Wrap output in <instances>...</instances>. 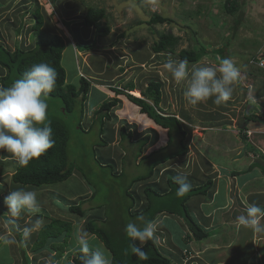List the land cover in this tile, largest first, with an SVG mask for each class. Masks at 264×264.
Returning <instances> with one entry per match:
<instances>
[{"label":"rangeland","instance_id":"374dc122","mask_svg":"<svg viewBox=\"0 0 264 264\" xmlns=\"http://www.w3.org/2000/svg\"><path fill=\"white\" fill-rule=\"evenodd\" d=\"M225 1L56 0L53 2V0H0V44L10 50H13L15 46L29 50L35 46L38 39L45 40L52 34H57L64 38L65 45L67 38L64 35H69L61 25L62 19L67 18L66 16L71 11H75L74 16L70 15L67 19L78 18L87 8H101L105 11V18L101 21V24L108 26L110 33L104 38L99 37L106 40L107 44L98 45L97 34H94L93 39H96V47L91 51L81 52L82 56L77 53V51H80L81 46L74 42L78 27L75 26L77 28L75 29L73 23L71 25L65 24L74 39L73 44H76L74 48L67 45L61 57V65L65 70L68 83L77 86L80 77L77 76L78 68H81L83 75L87 78L85 72L88 71L84 69V62L89 61V59L90 62H97V65L93 62L91 64L94 67L96 65L98 69L101 67L100 62L104 64V61L100 58L103 57V60L108 61L103 66L104 70H108L107 72L104 71L107 73L106 75L103 73L104 77H110L108 72L114 74L110 78L112 79L111 84L123 88L122 83L126 80L127 83L125 84L131 82L134 86L133 90L137 87L140 92L139 97L132 95L131 91H127V94L136 98H143L141 90L146 88L149 82H155L159 78L163 81V90L166 91L165 88L170 90L172 86V89L176 91V95H179L180 90L185 88L184 84L177 85L171 77H168L170 82L167 81L166 78L170 74L164 70L163 64L170 58L180 60L178 52L183 49L198 51L203 47L205 50L211 51L220 46H226L225 55L217 52V55L206 54L195 64H218L222 58H232L241 69V78L237 83L238 90L241 93L238 101H242L243 103H240V106L246 108L251 105L253 98L258 100L257 97L253 96L264 92V82H262L264 69H259L254 64H250V60L264 57V0H238L241 8L239 7L240 10L232 15L226 12ZM36 5L40 7V14L44 20L43 28L38 33L32 29L35 24V18L32 15L36 13L34 11ZM154 14L167 17L171 22L151 26L145 24ZM236 22H239L238 26H236ZM79 29L83 28L79 27ZM78 31L80 32V30ZM167 32L180 38L175 51L173 53H153L151 46L154 41L157 40L160 33ZM82 34L81 32L78 35ZM90 40L91 38H87L77 43H90ZM192 65L189 64V67ZM2 71L0 68V74ZM90 74L94 75V72H90ZM251 78L255 81L256 86L251 92L249 90L245 91L244 87L249 85ZM165 91H163L165 96L166 93L170 96V98L167 97L168 105L158 104L157 110L166 116V114L172 113L175 102L171 97L173 93ZM161 94L162 92L160 96ZM92 100V97L88 99V105L86 106V101L83 103L78 99L73 104L71 111L66 113L64 104L60 99L47 98L49 106L47 119L49 121H59L68 132L67 154L68 161L73 166V174L67 180L38 188L14 184L11 175L15 169V160L0 150V155L7 157L0 159V235H7L10 232L9 229L12 230V227L8 229L4 219L5 216L8 218V209L4 203V197L10 191L18 188L37 191L40 211L34 216L22 213L16 219L15 228L18 226L22 230L25 226H29V221L37 217L44 220V225L49 223L51 219H60L72 225L68 242L57 248L61 257L55 262L52 260L54 252L50 248V244H47L48 247L45 246L40 252L32 253L31 248L38 232L33 233L28 240H24L22 231H19L21 232V242L18 241L16 234L12 233L16 238V244L6 246L0 243V264H22L21 248L28 255V264H47L49 259H51V264H72V258L80 253L75 244V237L81 229L86 231L85 224L92 218H94L92 220H94L95 225L106 230L114 240L126 238L125 227L130 221L137 223L138 226L142 225L143 220L138 219L141 216L131 215V212L135 213L140 208L135 207L128 213V207L132 206V198L135 201L133 206L138 202L137 189L142 191L147 186L140 184L138 187L134 181L144 177L142 175L150 169L152 161L148 158L136 167L133 162L135 159L133 150L139 144L135 146L134 144H126L125 139L121 144L117 143L115 147H112L114 144H110L111 133H116V139H118L119 128L122 125L126 126L129 122L123 121L125 119L121 120L123 116L118 113V110L123 109V104L126 103L128 106L129 102L123 98L122 104L119 100L120 103L113 110L112 119L108 122L104 121L102 124L98 119L92 118V112L87 113L88 110L91 111ZM233 102H227V105ZM259 103V105L264 106V101ZM135 110L130 113L129 119L134 125L131 126L132 132L135 135L141 134L137 133L138 126L144 128L142 133L150 132L149 125H141L138 120L143 113L140 112L138 107ZM241 114L243 115V113ZM244 118L248 121L249 115ZM101 126L102 134H100ZM241 136L240 131L239 137L241 138ZM173 148V145H171L168 150ZM166 153L165 151L161 152V155ZM126 191L129 192L131 198L127 196ZM135 191L137 194L134 195ZM77 193H80L81 196L72 199L71 197ZM138 195L140 197L141 194ZM70 204H79L85 216L80 218L69 213L67 207ZM185 236L191 238L187 231L184 234ZM156 238L161 253L169 257L166 253L167 251L171 252L169 253L170 258L174 263L176 261V264H198L197 259H194L196 258L194 254L190 256L191 250L180 247V245L178 247H174L172 244L169 245L159 235ZM89 239L92 245L102 243L96 236L91 234H89ZM135 242L140 246L138 240ZM180 256L182 259H180ZM220 264L226 263L220 262Z\"/></svg>","mask_w":264,"mask_h":264},{"label":"crops","instance_id":"0c3cea01","mask_svg":"<svg viewBox=\"0 0 264 264\" xmlns=\"http://www.w3.org/2000/svg\"><path fill=\"white\" fill-rule=\"evenodd\" d=\"M74 13L75 11H71L66 17L68 18ZM81 16L79 15L75 19H62L61 25L70 36L68 38L69 36L64 35L67 38L65 47L67 45L75 47L78 41L93 38L95 33L92 30H89L87 35H85L83 30L79 29L81 27ZM65 24H72L75 29H77L75 26L78 27L77 32H75L76 40L71 37ZM81 32L83 34L78 35ZM77 36L80 37L78 38ZM97 39L99 40L97 42L98 45L107 44V41L101 39V37L97 36ZM73 40L76 44H73ZM77 53L82 56L81 52L77 51ZM100 58L104 61V64L100 62L101 67L98 69L96 68L97 62H90V59L84 62V69L88 71L87 73L85 72L87 78L83 75L81 68H78L77 72V76L85 77L90 84L85 100L86 106L88 105V99L92 97L93 100L91 102V111L88 110L87 113H94L108 99L117 98L123 104L122 99L124 98L129 102L128 106L124 103L123 109L118 110V113L123 116L121 120L129 121L126 126H121L124 128L128 127L127 131L132 134L129 140L125 139L126 144H134V146L139 144L133 150L135 154L134 165L136 167L140 166L141 162L148 158L152 161L150 169L146 171V174L142 175L145 177L151 174L150 177L137 182V186L139 187L140 184L147 185L145 187L152 188L160 195L166 194V197H170V200L173 201L177 198V188H170L169 181L175 182L174 178L178 174L187 175L188 182L192 185L191 189L201 187L207 182L211 183L206 194L192 195L185 202L189 216L207 234V237L202 240H195L188 238V236H185V238L184 234L186 231L189 235L191 233L184 220L175 214L162 212L154 218V221L159 223L154 234L155 239L157 240L156 237L159 235L169 245L186 247L187 250L192 252L190 256L194 254L196 257L194 259H197L198 264H220V262L226 264H264V236L254 234L250 229L238 228L235 224V217L245 211L249 204L256 202L264 205V175L259 168L249 170L253 163L264 166L260 159V155L264 156V106L259 105L260 101H264V92L253 96L257 97L258 100L253 98L251 105L243 108L241 107L242 105L240 106V103L243 102L238 101L241 93L238 90V84H236L233 97L229 101L234 102L228 104L230 106L227 103L222 106H216L213 104L212 98L193 106L184 98V90H180L179 95H176V91L172 89V86L170 90L165 88V91L162 89L164 86L163 81L159 78L156 79L155 82L161 84L162 92L159 104L168 105L167 97L170 98V96L167 93L165 96L163 91L173 93L170 95L174 99L175 106L172 107V113L166 114V116H174L180 122L183 131L186 132L183 140L174 136L172 139L174 148L168 150L167 130L154 124L145 114L139 117L138 120L141 125H149L151 128L150 132L142 133L144 128H140V126H138L137 133L141 134L135 135L132 132L131 126L134 125L129 120L130 113L136 111L135 109L138 106L130 102L125 95L116 96L114 91L110 90L111 88H117L123 91L127 81L125 80L122 83L123 88L119 85L120 88L111 84L112 79L110 78L114 74L108 72L110 77H104L107 74L105 72L108 70H104L103 66L108 61L103 60V57ZM92 62L96 64L95 67L91 64ZM90 72H94V75H91ZM168 77L170 76L168 75L166 80L170 82ZM252 79L249 80L248 86L245 85V91L249 90L251 92L255 88L256 84ZM262 82H264V78ZM66 84L72 83L66 81ZM135 90L138 91L140 96L137 87ZM144 90L145 88L141 92ZM123 92L127 93L125 90ZM249 111L250 113L247 114ZM248 115L249 120L247 121L244 117ZM92 118L95 119L94 116ZM240 131L242 133L241 138L239 137ZM116 136V133H111L110 144H114L112 147H115L117 143L121 144L123 141L119 135L118 139H116ZM145 137L148 140L146 145L142 147L140 142ZM141 148L142 151H140ZM164 151L167 153L161 155V152ZM182 151H184L183 154L181 153ZM42 187H46V185ZM170 189H172V195H169ZM137 190L138 194H141L139 197L137 192H134V195L137 194L138 202L135 206L128 207L129 212L135 207L140 208L135 213L131 212L133 215L139 214L147 205L143 190ZM77 196H81L80 193L71 198L74 199ZM156 244L158 247L159 244L157 242ZM169 253L171 252L167 251L166 253V255H169V257L167 256L168 258L171 257ZM180 259H182L181 256ZM171 261L173 262L172 259ZM176 263V261L175 263L173 262V264Z\"/></svg>","mask_w":264,"mask_h":264},{"label":"trees","instance_id":"16d2710c","mask_svg":"<svg viewBox=\"0 0 264 264\" xmlns=\"http://www.w3.org/2000/svg\"><path fill=\"white\" fill-rule=\"evenodd\" d=\"M54 2V0H53ZM240 4L238 0H226L225 10L228 14L232 15L240 10ZM32 16L35 18V24L32 26L34 32H39L44 25L43 16L40 14V7L36 5ZM105 18V11L103 9L87 8L83 11L80 18V26L83 28V33L87 35L89 30H92L97 36L106 37L110 33L108 26H103L101 21ZM239 19V18H237ZM236 19V21H237ZM171 20L167 17H163L159 14H154L145 24L148 26L157 24L170 23ZM239 22H236L238 26ZM235 24V23H234ZM85 29V30H84ZM94 30V31H93ZM123 37V35H122ZM64 38L57 34H52L50 37L44 39H38L35 42V46L32 49L24 50L19 46H15L13 50L8 49L4 45L0 44V68L3 70L0 74V86L9 87L16 79L20 78L25 71H27L33 64L46 62L50 66L54 67L57 73V81L55 89L49 94L48 97L60 99L65 107L66 113L70 112L73 104L80 99L83 103L86 100L89 91V81L81 76L79 78L78 86L73 84H66L65 70L61 65L62 53L65 49ZM86 40V39H85ZM180 38L174 36L170 32L160 33L157 40L154 41L151 46V51L155 54L160 53H173L179 43ZM84 41V40H83ZM81 49L79 52L91 51L96 47V39H91L90 43L80 44ZM226 46H220L216 50H205L203 47L198 51L194 50H180L178 56L180 60H187L189 64L197 63L206 54H223L225 55ZM217 52V53H216ZM227 56V54H226ZM160 88L159 82H149L145 90L142 92L143 98H136L123 91H132L134 89L133 84L130 82L126 84L124 90L111 88V91L117 95H125L127 99L139 107L140 112L145 114L154 124L166 129L168 135V144H173L172 139L174 136L183 140L186 136V132L183 131L180 122L174 116H164L157 110V106L160 102ZM151 102V104H149ZM120 103L117 98L108 99L104 101L99 108L94 111L93 116L98 119L100 123L104 121H110L113 117V110ZM51 127L53 129V139L55 140L54 147L49 149L47 153L42 155L39 159H35L29 163L27 167H20L16 161L15 169L12 172L11 180L14 184L23 187H42L44 185L55 184L67 180L73 174V166L68 161L67 147H68V132L64 125L57 120H50ZM100 134H102V126L100 128ZM119 136L122 140L130 139L132 134L127 131V128L121 127L119 130ZM148 138L145 137L140 143L144 147ZM243 141H245L243 139ZM105 145V143H104ZM106 146V145H105ZM142 151V148L141 150ZM139 151V153H141ZM182 154L184 151L181 152ZM261 161L264 163V156L260 155ZM259 168L264 175V166L258 163H253L249 167V170ZM151 174L143 178H138L134 182H139L150 177ZM211 183L207 182L203 186L191 189L183 197H177L175 200H170V197L160 195L150 187L143 189V194L146 200V207L137 215L142 216L143 222L141 227L146 221H152L154 218L162 212L175 214L181 217L186 223L191 238L195 240H202L207 237V234L195 223V221L189 216L185 207V202L189 197L195 194L204 195L209 190ZM32 187V188H33ZM170 188H178L179 185L173 181H169ZM172 189H170L169 195H172ZM128 197L131 198L128 191H126ZM135 201L132 198V206ZM131 206V207H132ZM130 207V208H131ZM174 208V209H173ZM67 211L75 216L83 218L85 216L79 204H70L67 207ZM129 212V211H128ZM130 213V212H129ZM132 216H135L131 214ZM7 220L6 216L4 217ZM8 225V224H7ZM12 227V230L9 228ZM8 229L11 233H15L19 242H21V232L17 231L14 225H8ZM85 230L96 236L104 245V247L111 253L113 264H173L170 258L162 254L156 242L149 240L143 246V250L148 253V258L138 259L132 254L130 244L139 246L135 241H130L127 237L122 240H114L112 237L101 227L95 225L94 220H88L85 224ZM72 232V225L69 222L60 219H51L49 223L43 225L38 231L37 238L32 245L31 251L36 254L41 251L47 244H50V248L54 252L52 257L53 262L61 257L58 247L68 242ZM59 239V240H58ZM57 243V244H56ZM48 247V246H47ZM22 264H28V255L21 248ZM72 264H82L81 253L77 254L75 258L71 260Z\"/></svg>","mask_w":264,"mask_h":264},{"label":"clouds","instance_id":"9594fccd","mask_svg":"<svg viewBox=\"0 0 264 264\" xmlns=\"http://www.w3.org/2000/svg\"><path fill=\"white\" fill-rule=\"evenodd\" d=\"M74 47V46H73ZM164 70L170 74L177 84H184V98L195 106L212 98L216 106L229 102L235 91V85L241 78V69L230 57L220 59L218 64H193L189 67L187 60L168 59L163 64ZM57 73L54 67L46 62L33 64L23 75L9 87L0 86V150L7 153L20 167H27L35 159H39L54 147L53 129L47 119L49 94L55 89ZM7 158L0 155V159ZM175 182L179 185L177 197L187 194L192 185L187 175L178 174ZM36 190L18 188L4 197L7 206L8 225H16V219L22 213L35 215L40 211V202ZM139 220L144 218L138 217ZM238 228L250 229L254 234L264 236V205L253 202L245 211L235 217ZM44 220L37 217L29 221V226L22 230L24 240L38 232ZM159 226L157 221H146L143 226L135 222L127 223L126 237L130 241H139L140 246L130 244L132 254L138 259H147L148 253L143 250L147 241L155 242V232ZM0 243L6 246L17 243L15 236L9 232L0 235ZM75 244L81 253L82 264H113L111 253L102 243L92 245L89 233L81 229L75 237ZM51 264V259L47 261Z\"/></svg>","mask_w":264,"mask_h":264},{"label":"built area","instance_id":"2783aa9c","mask_svg":"<svg viewBox=\"0 0 264 264\" xmlns=\"http://www.w3.org/2000/svg\"><path fill=\"white\" fill-rule=\"evenodd\" d=\"M250 64H254V66H256L257 68H261L264 69V57H260V58H256V59H252L250 60Z\"/></svg>","mask_w":264,"mask_h":264},{"label":"bare ground","instance_id":"6f19581e","mask_svg":"<svg viewBox=\"0 0 264 264\" xmlns=\"http://www.w3.org/2000/svg\"><path fill=\"white\" fill-rule=\"evenodd\" d=\"M131 94L134 95V96H136V97L139 96V93H138V91H136V90L131 91Z\"/></svg>","mask_w":264,"mask_h":264}]
</instances>
